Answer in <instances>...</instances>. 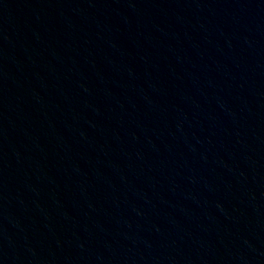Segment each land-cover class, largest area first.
<instances>
[{
	"label": "water",
	"instance_id": "water-1",
	"mask_svg": "<svg viewBox=\"0 0 264 264\" xmlns=\"http://www.w3.org/2000/svg\"><path fill=\"white\" fill-rule=\"evenodd\" d=\"M0 264H264V0H0Z\"/></svg>",
	"mask_w": 264,
	"mask_h": 264
}]
</instances>
